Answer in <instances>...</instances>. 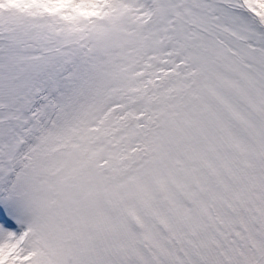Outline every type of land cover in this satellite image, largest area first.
<instances>
[{
	"label": "snow or ice",
	"instance_id": "1",
	"mask_svg": "<svg viewBox=\"0 0 264 264\" xmlns=\"http://www.w3.org/2000/svg\"><path fill=\"white\" fill-rule=\"evenodd\" d=\"M0 264H264V0H0Z\"/></svg>",
	"mask_w": 264,
	"mask_h": 264
}]
</instances>
